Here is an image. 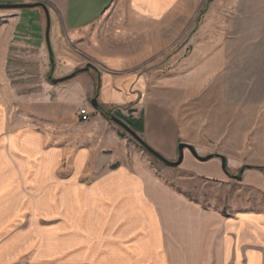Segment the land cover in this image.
<instances>
[{
	"label": "crops",
	"instance_id": "obj_1",
	"mask_svg": "<svg viewBox=\"0 0 264 264\" xmlns=\"http://www.w3.org/2000/svg\"><path fill=\"white\" fill-rule=\"evenodd\" d=\"M212 1L3 0L48 4L53 56L42 7L0 27V264H264V203L246 197L264 196V100L248 97L225 47L166 60L168 22ZM110 8L149 37L136 55L89 43ZM94 98L170 160L181 143L213 157L185 148L182 186L167 182ZM195 185L222 194L205 203L188 196Z\"/></svg>",
	"mask_w": 264,
	"mask_h": 264
},
{
	"label": "rangeland",
	"instance_id": "obj_2",
	"mask_svg": "<svg viewBox=\"0 0 264 264\" xmlns=\"http://www.w3.org/2000/svg\"><path fill=\"white\" fill-rule=\"evenodd\" d=\"M0 3L7 2L0 0ZM204 7L205 4L200 5L199 12ZM210 10L213 11L211 18ZM16 11L19 10L0 8V27L14 28L11 24L14 18L11 13ZM117 15L118 13L110 8L91 28L90 36L87 37L88 41L93 45H103L107 53L136 55L149 42V37L133 34V29L129 27L130 30H128L127 25L123 23V20L118 19ZM179 22H182V35H174L173 32ZM202 29H205L204 33ZM0 39V45L7 44L1 32ZM166 40L168 65H173L189 56L199 42L204 45L209 44L210 48L217 46L227 48L231 59L230 70L236 78L246 79L248 97L253 99L262 97L264 100V0H213L209 9L200 14L198 19L169 21ZM150 43L153 45L157 42L151 37ZM9 71H15L17 75L27 74V69H8ZM36 73L41 75L40 69ZM243 86L242 83L239 84L240 90ZM114 124L117 123L114 122ZM120 128L124 135L135 144L134 158L138 163L147 166L167 182L182 186L180 184L182 180L178 178L181 170L178 167L165 164L145 149L128 131L121 126ZM187 193L191 198L205 203L208 202V196L212 198L222 194L216 188L206 189L199 185L191 187ZM246 197L256 199L257 202L261 198L264 203V196L260 197L257 192L247 190Z\"/></svg>",
	"mask_w": 264,
	"mask_h": 264
},
{
	"label": "water",
	"instance_id": "obj_3",
	"mask_svg": "<svg viewBox=\"0 0 264 264\" xmlns=\"http://www.w3.org/2000/svg\"><path fill=\"white\" fill-rule=\"evenodd\" d=\"M35 6H40L45 10V13L47 15V19H48V28H47V40L48 42L49 40V31H50V24H51V17H50V10H49V6L48 4H46L45 2H37V3H0V8H13V9H20V8H31V7H35ZM49 47L51 50V46H50V42H49ZM51 56H53V52L51 50ZM90 64L87 65L85 68H83L82 70H89L90 68ZM77 73H72L71 75H69L66 78H71L73 76H75ZM94 106H98L99 103L97 101V98H94L92 101ZM112 120L117 123L118 125H120L121 127H123L126 131H128L145 149H147L151 154H153L155 157H157L158 159H160L161 161H163L165 164L172 166V167H178L182 164L183 160H184V150L185 148H189L192 152V154L200 161H208L209 159H211L213 157V155H208V156H201L194 147L187 145L185 143H181L179 145V158L175 161L168 159L167 157H165L164 155H162L160 152H158L157 150H155L153 147H151L142 137H140L128 124H126L123 120H121L119 117L113 115L112 116ZM226 159L223 157V167L226 169ZM246 167H243L241 172L245 169Z\"/></svg>",
	"mask_w": 264,
	"mask_h": 264
},
{
	"label": "built area",
	"instance_id": "obj_4",
	"mask_svg": "<svg viewBox=\"0 0 264 264\" xmlns=\"http://www.w3.org/2000/svg\"><path fill=\"white\" fill-rule=\"evenodd\" d=\"M78 113L82 121H88L91 118V113L86 107H80Z\"/></svg>",
	"mask_w": 264,
	"mask_h": 264
},
{
	"label": "trees",
	"instance_id": "obj_5",
	"mask_svg": "<svg viewBox=\"0 0 264 264\" xmlns=\"http://www.w3.org/2000/svg\"><path fill=\"white\" fill-rule=\"evenodd\" d=\"M81 71H83V70H82V69H78V70L75 71V73L78 74V73H80ZM97 108H99V109L101 110V112L104 114V116H106L108 119H111V120H112V116H113V114H112L110 111L104 109V108L101 107L100 105H98ZM247 167H248V166H247Z\"/></svg>",
	"mask_w": 264,
	"mask_h": 264
}]
</instances>
